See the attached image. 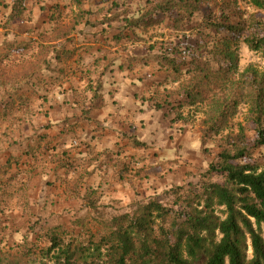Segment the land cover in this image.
<instances>
[{"label":"trees","instance_id":"obj_1","mask_svg":"<svg viewBox=\"0 0 264 264\" xmlns=\"http://www.w3.org/2000/svg\"><path fill=\"white\" fill-rule=\"evenodd\" d=\"M30 1L12 0L10 11L0 25L8 48L0 53V94L10 98L0 103V120L8 121L7 136L12 135L11 127L25 123L33 109L26 104L28 100L16 104V85L23 82L41 85L43 81L36 76L44 67L52 75L59 74L46 84L59 83L61 87L62 79L69 74L66 63L77 64V70L88 77L87 92L92 93L93 104L78 121H88L95 132L99 128L105 130L91 116L86 117L95 109V101L103 96V79L114 71L119 56L129 47L146 44L147 55L131 58L129 64L153 62L165 74L164 81L158 87L154 85L158 88V95L150 100L154 108L176 110L178 116L172 122L177 123L186 121L184 109L205 107L207 114L201 130L203 154H210L207 148L210 142L219 152L195 183L172 186L165 191L163 202L135 201L131 210L117 213L103 204L99 188L86 187L85 183L97 173L104 180L111 170L123 185L131 183L133 178L137 186L149 181L155 172L142 167L131 173L130 165L138 167L146 162L123 156L127 145L119 147L117 152H99L96 146L87 144L78 163L77 157L54 144L49 134H38L35 145H29L21 156L12 153L16 149L11 144L6 163H0V251L7 232L5 217L21 212L30 220L37 219L30 186L37 171L50 161L57 164L56 170L65 172V177L60 179L64 195L80 200L85 214L73 223L74 230L63 225L38 226L39 222H34L40 236L36 242L27 241L13 248L18 260L36 259L37 264H264V73L254 67L241 72L238 56L242 46H246L264 58V0H232L230 6L239 15L238 22H233L229 15L221 20L212 4L216 0H139L137 10L114 1L117 12L103 13L98 24L92 21L93 12L86 8V0H68L72 9L69 26H62L67 17L63 7L56 6L51 15L55 35L50 40L11 42L9 38L15 28L34 22L28 7ZM198 16L200 25H191ZM82 25L103 27L94 35L105 37L96 40L103 47L99 50L103 54L90 66L81 63L79 48L57 46L60 42H74L68 40L69 36ZM115 27L119 33L110 36L109 31ZM201 28L211 36V32L215 33L208 57L216 62V69L204 62V57L194 55L188 44L184 48L169 40L178 35H200ZM152 31L154 34L150 35ZM202 49L209 46L203 44L199 50ZM109 50L115 58L110 59ZM119 70L124 71V67ZM96 73L98 76L93 80ZM162 87L164 95L160 93ZM182 94L184 101L175 106L172 99ZM239 114L244 115L245 123L235 120ZM165 117L169 119V115ZM78 121H63L58 137L65 138L68 132H74ZM129 131L134 134L114 133L117 139L126 140L131 149H150L138 138L134 125ZM249 131L254 133L252 138ZM14 168L18 169L16 173H12ZM131 184L137 191L135 183Z\"/></svg>","mask_w":264,"mask_h":264},{"label":"rangeland","instance_id":"obj_2","mask_svg":"<svg viewBox=\"0 0 264 264\" xmlns=\"http://www.w3.org/2000/svg\"><path fill=\"white\" fill-rule=\"evenodd\" d=\"M114 1L120 5L124 4L133 7V10H137L140 6L139 0H86V8L93 12L90 16L93 17L92 21L95 24H98L103 19V13L112 12V14H115L117 12V9H114L113 6ZM231 1L216 0L212 4L220 19L229 15L233 22H238L240 17L230 6ZM11 3L12 0H0V25L3 24L6 15L9 13ZM56 6L63 7V14L67 17L63 19L62 26H69L71 18L68 15H71L72 9L69 8L68 0H31L28 7L34 16L33 24H24L19 28H15L9 40L18 43L34 39L50 40L55 35V23L51 20V15L54 13ZM200 21L201 17L198 16L191 25L199 26ZM102 28H93L85 25L74 28L68 40L75 41L71 43L60 42L57 43V46L60 48L67 47L70 50L79 48L77 54L82 58L81 63L85 66H90L97 56L100 57L103 54V51H99L101 45L95 40H105V37L101 36L100 38L98 36L96 38L94 35L101 32ZM116 28L109 31L110 36L119 33ZM58 29L59 27H57ZM28 30H32L34 33H28ZM200 31L202 32L200 35H188L187 37L185 35H182V37L178 35L173 40H169L170 42H175V44H181L184 48L185 44H188V46H191L194 55L204 57V62H207L212 68L216 69V62H213V59L211 60L208 57V51L212 49L215 33L211 32V36L205 28H201ZM153 34L152 31L150 35ZM4 41L5 37L0 26L1 54L7 52L8 49ZM203 44L208 45L209 49L199 50ZM109 52L112 53V50H109ZM147 53L148 47L146 44L129 47L126 53H122L119 56L114 71L107 73L106 76L110 78L119 77V74L117 75L116 73L120 72L119 67L121 66L124 67V71H128L125 75L121 74L120 77L130 76L136 86V90H138L139 107L133 114V117L138 123V138L142 142L147 143L150 149L148 151L131 149L126 140L113 144L109 138L105 140V145L107 146L105 149L111 148L112 151L117 152L119 147L127 145L123 156L128 158L133 157L137 159L135 160L136 162H140L142 159H144L142 162H146L144 165L140 164L138 167L136 164L130 165L131 173L135 174L138 168L144 167L149 172H155V174L149 181L141 183L142 186H137L138 182L134 178L132 181L130 180L131 183H135L137 186V191L134 190L131 183L123 185L113 170L108 172L104 180L101 178L100 173H97L85 183L86 187L99 188L103 193V204L113 207L114 212L117 213H125L131 210V204L135 201L147 202L156 199L163 202L166 200L165 191L172 186L195 183L200 174L207 171L208 165L216 160L219 152L214 143L210 142L207 147L210 154H203L201 130L203 126L202 122L207 114L205 107L198 106L193 109H184L186 121L179 120L177 123L172 122L178 116L176 110L169 108L167 111H157L154 108L153 101H150L151 98L158 95V88H155L154 85L158 87V84L164 81L165 74L153 62V64L150 63L148 65L133 63L130 66L129 64L131 58L143 57ZM24 54L31 55L32 52H25ZM109 56L110 59L116 57L114 53ZM238 56L239 70L241 72H244L247 68L254 67L264 73V58L261 55L251 52L246 46H242L238 52ZM36 63H38V59ZM77 67V64L66 63L69 74L62 79L64 81L61 87H59V83L49 82L46 84L50 81L51 77L57 78L59 74L52 75L49 70H46L44 67L42 68V66L40 67V69L42 68L41 71L38 72L40 74L37 73L36 76V79L43 81L41 85H27L24 82L16 85L14 89V92L17 93L16 104L26 103V100H28L26 104H30L33 109L24 124H21L19 127H11L12 135H6L8 121L0 120V163L2 165L6 163L10 155L7 150L9 145L15 144L14 149L16 150L12 151V153L21 156V153L29 145H35L39 138L38 134H49L54 144L68 149L71 155L77 157L78 163L86 152V145H93L95 143L91 139L94 127L86 123V121H78L79 118H83V112L91 107L87 103L91 94L87 92L88 77L81 73V70L78 71ZM113 73L116 74V77L113 76ZM97 76V73L94 74L93 80H96ZM105 77L103 79L104 83ZM163 90L164 87L160 88V93H163ZM18 98L21 100H18ZM7 99H10L9 96L5 97L3 94H0V103ZM172 101L175 102V106H178L184 101V95L176 96ZM93 111L88 113L86 117L88 115L91 116ZM1 114L2 110L0 106V116ZM166 114L169 115V119H166ZM92 117L99 118V115L93 112ZM65 120L71 123L78 121L79 126L75 128L74 132H68L65 138H60L58 137L62 131L60 124ZM235 120L245 123L243 114L237 115ZM101 124L105 126L103 128L110 126L106 120L101 122ZM119 124L120 121H117L114 125L117 128ZM129 128V124H125L122 127H118L119 131L117 132L134 134V132L129 131ZM98 132L102 131H96L95 133ZM105 134L103 131L101 136H105ZM248 136L252 138L254 133L249 131ZM93 137H100V135L98 134ZM167 163L170 165L165 166ZM56 165V163L50 161L45 163L37 171L38 175L35 177L36 179L31 182L29 193L33 213L37 219L30 220L28 216L21 212H12L9 214V217L4 218L7 232L0 251V263L37 264L36 259L33 261L27 259L18 260V256L13 250L18 244L27 241L36 242L38 240L41 232L39 228L33 227L34 222H39L38 226L63 225L69 230H74L73 223L77 218L84 216L82 202L80 200L68 199L64 195L60 179L65 177V172L56 170ZM16 171L18 169L14 168L12 173H16ZM44 195H47L48 199H51H45ZM251 254L252 251H250Z\"/></svg>","mask_w":264,"mask_h":264},{"label":"crops","instance_id":"obj_3","mask_svg":"<svg viewBox=\"0 0 264 264\" xmlns=\"http://www.w3.org/2000/svg\"><path fill=\"white\" fill-rule=\"evenodd\" d=\"M91 46H93V44H91ZM98 57L99 56H97L96 58ZM126 72L128 71H123V73H121V71L119 73L117 72L116 74L117 75L119 74V77H116V74H114L115 73L114 72L113 76L116 78H110L109 76H106L103 96L99 100H96L94 103L95 109L93 112L98 113L99 118H93L92 117L93 112L91 113V118L102 126L103 124H101V122H104L105 120L110 124V126L108 128H105V130L99 128V131H105L106 133L105 136H101L102 132L95 133L94 129L92 130L93 136L98 134L100 135V137H96L95 140H93V136L91 137V139L95 142L93 145L97 147V150L99 152L107 150L105 149L107 148V146L105 145L106 138H109V140L113 142V144H116L119 141H121L117 139L116 137L117 133H114L119 131V129H117L118 127H122L125 124H129V126L134 125L136 128V134H138L137 131L138 123L136 119L133 117V114L136 112L137 108L139 107L138 105L139 100L137 99L138 90H136V86L133 80L130 78V76L120 77L121 74L125 75ZM89 94H91V96L89 100H87V103L89 106H92L93 104L92 93ZM117 121H120V124L116 128L114 124ZM86 123L91 125L88 121ZM88 135H90V133H88ZM108 150H112V149L109 148ZM43 197L47 200L51 199V198L48 199L47 195H44Z\"/></svg>","mask_w":264,"mask_h":264}]
</instances>
